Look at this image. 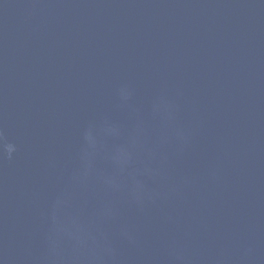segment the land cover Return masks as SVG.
Instances as JSON below:
<instances>
[{
	"label": "water",
	"instance_id": "1",
	"mask_svg": "<svg viewBox=\"0 0 264 264\" xmlns=\"http://www.w3.org/2000/svg\"><path fill=\"white\" fill-rule=\"evenodd\" d=\"M0 264H264V0H0Z\"/></svg>",
	"mask_w": 264,
	"mask_h": 264
}]
</instances>
